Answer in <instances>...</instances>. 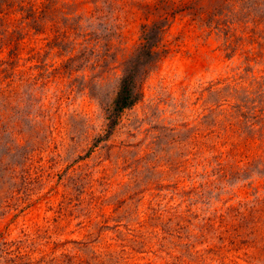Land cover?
Instances as JSON below:
<instances>
[{
  "label": "rangeland",
  "instance_id": "obj_1",
  "mask_svg": "<svg viewBox=\"0 0 264 264\" xmlns=\"http://www.w3.org/2000/svg\"><path fill=\"white\" fill-rule=\"evenodd\" d=\"M0 264H264V0H0Z\"/></svg>",
  "mask_w": 264,
  "mask_h": 264
},
{
  "label": "trees",
  "instance_id": "obj_2",
  "mask_svg": "<svg viewBox=\"0 0 264 264\" xmlns=\"http://www.w3.org/2000/svg\"><path fill=\"white\" fill-rule=\"evenodd\" d=\"M150 56V54L143 55L144 60L136 57L130 62L129 68L126 69V73L120 80L119 90L113 101V108L110 116L111 125L115 124V117L118 114L129 109L140 100V83L137 82L140 77L139 66L141 63H146Z\"/></svg>",
  "mask_w": 264,
  "mask_h": 264
}]
</instances>
